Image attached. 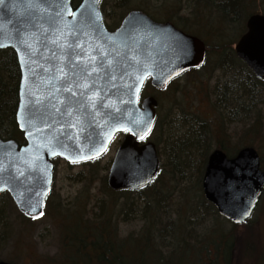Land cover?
I'll use <instances>...</instances> for the list:
<instances>
[{
    "label": "water",
    "instance_id": "95a60500",
    "mask_svg": "<svg viewBox=\"0 0 264 264\" xmlns=\"http://www.w3.org/2000/svg\"><path fill=\"white\" fill-rule=\"evenodd\" d=\"M247 27L236 51L263 79L264 14L251 15ZM7 48L14 49L20 67L16 120L26 143L0 137V194L7 190L30 218L44 213L54 158L95 159L119 132L128 134L110 166L108 185L118 190L149 184L160 156L153 141L141 140L154 126L158 101L150 96L140 105L141 90L148 77L163 88L206 58L202 39L143 10H132L110 30L101 0H81L76 7L73 0H0V49ZM203 190L221 215L244 223L264 190L257 149L242 148L232 158L213 151Z\"/></svg>",
    "mask_w": 264,
    "mask_h": 264
},
{
    "label": "rangeland",
    "instance_id": "374dc122",
    "mask_svg": "<svg viewBox=\"0 0 264 264\" xmlns=\"http://www.w3.org/2000/svg\"><path fill=\"white\" fill-rule=\"evenodd\" d=\"M102 3L110 29H115L129 11L138 8L156 18L163 15L172 18L206 41L207 63L199 70L184 74L164 91L150 84L143 90V97L155 95L160 101L159 123L147 140L158 146L161 174L145 191H114L108 186L109 168L123 135L115 138L98 161L71 164L57 159L53 193L41 218L28 220L11 196L0 197V260H13L18 264H75L81 256L64 246L66 227L74 222L56 212L60 205H75L80 211L85 210L83 204L88 201L91 221H97L87 225L97 230L102 225L100 216L114 209L117 240L129 242L136 236L147 241L149 246L152 244L154 248L148 247L145 251L150 264H160L161 258L176 264H206L211 255L221 261V254L214 252L215 247L205 246L214 241L216 247L225 248L230 240L228 232L234 224L224 221L203 196L201 183L206 151L210 149L209 156L223 144L230 151L245 146L264 147V138L248 140L242 137L245 127L258 121L256 116L262 113L260 120L263 119L264 84L252 76L250 79L258 94L250 100L242 91L245 98L239 108L225 103L230 90L243 82L242 77L249 75L243 63L235 58V42L246 22L242 23L238 36L230 40L232 44L227 41L226 50L218 46L213 25L204 22L219 15L217 6L213 8L214 13L208 15L209 7L199 5L198 0H103ZM244 11V17L255 12L264 13V0H244ZM239 23L235 20L229 24L225 35H232L240 27ZM225 50L226 55L223 54ZM245 110L250 113L246 123L243 122ZM183 123L190 125L188 129L199 130L201 146L194 157L196 168L185 169L182 164L183 172L177 173L171 169L169 149L178 139V126ZM258 126L264 128L261 123ZM260 152L264 159V151ZM237 226L232 236L233 247L236 245L239 255L237 264H264V193L249 223Z\"/></svg>",
    "mask_w": 264,
    "mask_h": 264
},
{
    "label": "trees",
    "instance_id": "16d2710c",
    "mask_svg": "<svg viewBox=\"0 0 264 264\" xmlns=\"http://www.w3.org/2000/svg\"><path fill=\"white\" fill-rule=\"evenodd\" d=\"M199 5L209 7L208 15L214 13V7L217 6L219 9V15L215 17H210L204 20L207 24H212L217 35V42L219 47H225L228 45L227 41L231 45L230 40H234L236 35L239 34L242 30V23L246 22L247 17H244V0H198ZM104 3V2H103ZM104 8V4H102ZM242 9V11H241ZM206 14V15H207ZM163 18L165 15L162 16ZM240 17V18H239ZM168 19H171L168 17ZM235 20L240 22V27L232 34L225 35L226 27ZM243 32L246 31V26L243 25ZM188 30V29H187ZM193 32L192 30H189ZM242 32V33H243ZM241 33V34H242ZM238 36V35H237ZM233 37V38H232ZM229 46V45H228ZM226 48V47H225ZM228 50V48H226ZM226 50L223 54L226 55ZM235 58L240 62L241 60L235 55ZM242 62V61H241ZM240 62V63H241ZM245 70L249 75L242 77V83L235 85L234 88L230 90V95L225 98V103L231 106H236L239 108L242 106L243 99L246 96L254 97L258 94L255 86L251 82V77L253 76L257 82H262L263 80L258 79L254 74L248 69L244 62H242ZM20 67L17 59V55L13 49L0 50V135L3 138H14L19 143L23 144L25 142L23 133L19 130L17 121H16V112L19 103V83H20ZM251 75V76H250ZM244 92V96L243 93ZM250 109V108H249ZM262 114V113H261ZM261 114L256 116L258 121H255L250 126H246L242 137L250 140L253 138H264V128H258L259 123L264 125V116L260 120ZM239 116V115H238ZM237 116V117H238ZM245 119L243 122H248L250 113L245 110L244 112ZM159 123V122H158ZM248 125V123H247ZM255 125V126H254ZM158 126V124H157ZM186 127V130H182ZM190 125L183 123V125L178 126V139L175 143L172 144L169 149V155L172 158V167L171 169L175 172H181L183 170L182 164L185 169H194L196 168V163L194 157L198 155L201 146L200 132L197 128H190ZM172 128H177L173 126ZM258 128V129H256ZM229 137H231L229 135ZM241 137V138H242ZM228 154L235 155L238 150L230 151L226 144L220 146ZM264 151V147L260 146L258 151ZM210 152V149L206 151V158L203 163V168H205V162H207V156ZM261 154V152H260ZM262 167L264 168V159L261 155ZM98 161V160H95ZM183 172V171H182ZM161 174V173H160ZM159 174V176H160ZM148 187V186H147ZM146 190V187L140 190L131 191V192H143ZM7 195L10 196L7 192L1 194V196ZM0 196V197H1ZM49 200L48 203L49 204ZM87 202L83 204L85 210L80 211V208H76L75 205L58 206L56 213L63 214L71 219V222H74V225H69L66 228V247H69L73 251V254L81 256L80 260L76 261L75 264H150L149 260L146 258L145 251L149 248H154L153 245L147 243V241L141 240V238L134 236L131 241L127 242L125 239L120 240L117 237V226L115 224L116 214L113 210H109V214L101 215L102 219L99 221L102 225H99L97 230L90 228L87 224H92L97 220H92V216H89L91 213L90 208L87 209ZM211 207H215L211 204ZM64 208V210H63ZM216 210V209H215ZM63 211V212H60ZM96 213V212H95ZM29 220V219H28ZM226 222H230L225 220ZM250 219L245 223L248 224ZM231 223V222H230ZM238 224H234V227L228 232V237L230 238L228 244H225V248L216 247V243L208 242L205 247L208 245L215 247L214 252L221 254V261L217 259L216 256H209L206 264H237L239 263V255L237 253L236 245L233 247V234L234 230ZM85 230V232L81 231ZM64 244V242H63ZM248 247V246H247ZM250 249V247H248ZM236 250V252H235ZM158 252V251H156ZM244 252V250H243ZM235 253V254H234ZM163 260V261H162ZM13 261V260H10ZM160 264H176L168 261H164V258L158 260Z\"/></svg>",
    "mask_w": 264,
    "mask_h": 264
},
{
    "label": "flooded vegetation",
    "instance_id": "af4514ba",
    "mask_svg": "<svg viewBox=\"0 0 264 264\" xmlns=\"http://www.w3.org/2000/svg\"><path fill=\"white\" fill-rule=\"evenodd\" d=\"M182 28V27H181ZM158 111H159V108H158ZM120 135H123V134H120Z\"/></svg>",
    "mask_w": 264,
    "mask_h": 264
},
{
    "label": "snow or ice",
    "instance_id": "6c2138e0",
    "mask_svg": "<svg viewBox=\"0 0 264 264\" xmlns=\"http://www.w3.org/2000/svg\"><path fill=\"white\" fill-rule=\"evenodd\" d=\"M95 69H93V71H94ZM69 91H70V89H69Z\"/></svg>",
    "mask_w": 264,
    "mask_h": 264
}]
</instances>
